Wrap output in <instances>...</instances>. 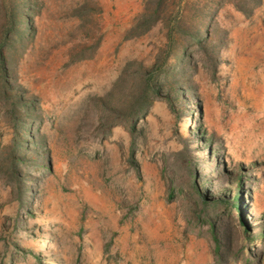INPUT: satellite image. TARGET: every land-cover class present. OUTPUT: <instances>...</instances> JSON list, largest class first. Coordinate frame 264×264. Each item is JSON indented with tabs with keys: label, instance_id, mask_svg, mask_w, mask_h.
I'll list each match as a JSON object with an SVG mask.
<instances>
[{
	"label": "rangeland",
	"instance_id": "obj_1",
	"mask_svg": "<svg viewBox=\"0 0 264 264\" xmlns=\"http://www.w3.org/2000/svg\"><path fill=\"white\" fill-rule=\"evenodd\" d=\"M0 264H264V0H0Z\"/></svg>",
	"mask_w": 264,
	"mask_h": 264
},
{
	"label": "trees",
	"instance_id": "obj_2",
	"mask_svg": "<svg viewBox=\"0 0 264 264\" xmlns=\"http://www.w3.org/2000/svg\"><path fill=\"white\" fill-rule=\"evenodd\" d=\"M152 91V90H151ZM138 111H140L139 113H143L144 111H145V109L143 108V107H141L140 108V110H138ZM138 113V112H137ZM238 194H234V196H233V198H235L236 199V196H237ZM234 200V199H233ZM231 204H232V206L236 209V211H237V213H239L240 211V209H239V206L236 204V203H234L233 201L231 202ZM241 224V226L243 227V229L245 230V232H246V227H245V224L243 223V222H240ZM216 252H217V246H216Z\"/></svg>",
	"mask_w": 264,
	"mask_h": 264
}]
</instances>
